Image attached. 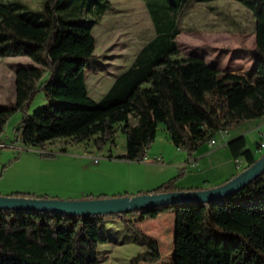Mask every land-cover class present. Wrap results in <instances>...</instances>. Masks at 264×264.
Returning <instances> with one entry per match:
<instances>
[{"label":"trees","instance_id":"obj_1","mask_svg":"<svg viewBox=\"0 0 264 264\" xmlns=\"http://www.w3.org/2000/svg\"><path fill=\"white\" fill-rule=\"evenodd\" d=\"M143 1L155 36L95 101L85 71L96 59L92 31L111 9L109 0H46L44 24L20 13L28 7L20 0H0V57L25 56L37 64L15 69L14 102L0 109V144L9 117L25 111L39 91L47 94L49 103L22 121L15 132L18 142L44 148L61 139L75 144L92 141L101 150L115 145L120 130L126 150L116 159L130 162L145 161L159 124L190 160L219 134L264 119V0H235L256 21L255 63L244 74H220L201 57L180 56L176 39L181 11L190 2L217 0ZM228 148L235 160L245 161L244 170L259 160L245 136L232 139ZM182 177L180 173L146 195L182 192L177 186ZM169 208L175 209L174 264H264V175L209 204L85 217L0 210V264H99V247L110 241L108 217L120 220L147 248L133 264H156L161 260L158 243L136 224L156 219Z\"/></svg>","mask_w":264,"mask_h":264},{"label":"rangeland","instance_id":"obj_2","mask_svg":"<svg viewBox=\"0 0 264 264\" xmlns=\"http://www.w3.org/2000/svg\"><path fill=\"white\" fill-rule=\"evenodd\" d=\"M20 1L28 6L20 13L34 23H46L43 14L46 0ZM109 2L111 9L94 25L96 59L85 71L88 92L95 101L104 97L115 77L128 69L142 47L155 36L143 0ZM255 24L252 13L235 0L190 2L179 18L181 34L176 40L180 56L201 57L220 74L226 71L244 74L255 63ZM35 66L25 56L0 57V109L14 102L15 69ZM46 79L45 74L42 80ZM48 103L47 94L39 91L25 111L9 117L0 144V197L57 200L132 197L145 195L159 187L163 178L169 177L168 181L180 174L179 165L186 153L173 145L164 124H159L153 151L150 149L141 163L116 159L126 150V136L120 130L115 145L108 144L101 150L92 141L75 144L70 139L53 141L44 148L22 145L16 140V129ZM227 133L235 138L244 135L247 146L256 150V144L264 140V119L232 127ZM216 139L221 143L224 136L218 135ZM262 155L264 150L257 159ZM241 165H245L244 160ZM136 226L158 243L161 260L156 264H174L175 209H165L156 219H147ZM107 227L110 241L99 247V264H133L136 256L147 252L120 220L108 217Z\"/></svg>","mask_w":264,"mask_h":264},{"label":"water","instance_id":"obj_3","mask_svg":"<svg viewBox=\"0 0 264 264\" xmlns=\"http://www.w3.org/2000/svg\"><path fill=\"white\" fill-rule=\"evenodd\" d=\"M262 175H264V155L254 165L226 184L209 190L87 200L0 197V210L18 209L85 217L110 216L141 211L147 208L176 206L183 203L209 204L233 195Z\"/></svg>","mask_w":264,"mask_h":264},{"label":"crops","instance_id":"obj_4","mask_svg":"<svg viewBox=\"0 0 264 264\" xmlns=\"http://www.w3.org/2000/svg\"><path fill=\"white\" fill-rule=\"evenodd\" d=\"M228 135V133L224 135V140L221 143L217 139L215 145H211L210 142H208L194 153L190 160L186 153L185 160L179 165L181 169L180 173L183 174V177L177 183L179 188L186 192L217 188L226 184L244 171L247 164L241 165L242 158L235 160L232 157L228 148V143L235 137H228ZM150 151H153V147H151ZM167 178L169 177L163 178L160 185L162 182H167Z\"/></svg>","mask_w":264,"mask_h":264},{"label":"built area","instance_id":"obj_5","mask_svg":"<svg viewBox=\"0 0 264 264\" xmlns=\"http://www.w3.org/2000/svg\"><path fill=\"white\" fill-rule=\"evenodd\" d=\"M225 134H227V132H226V133H221V134H219V135L224 136ZM262 137L264 138V133H262ZM216 142H217V141H216V138H214V139H212V140L210 141V144H211V145H215ZM2 146H3V145H2ZM263 150H264V140H262V141L260 142V145H259V147H258L257 150H256V154L261 153Z\"/></svg>","mask_w":264,"mask_h":264}]
</instances>
